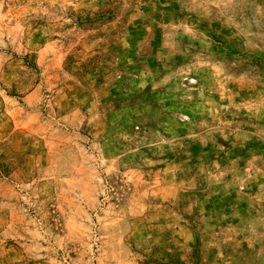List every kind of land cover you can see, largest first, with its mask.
Segmentation results:
<instances>
[{
    "label": "rangeland",
    "instance_id": "obj_1",
    "mask_svg": "<svg viewBox=\"0 0 264 264\" xmlns=\"http://www.w3.org/2000/svg\"><path fill=\"white\" fill-rule=\"evenodd\" d=\"M0 264H264V0H0Z\"/></svg>",
    "mask_w": 264,
    "mask_h": 264
}]
</instances>
